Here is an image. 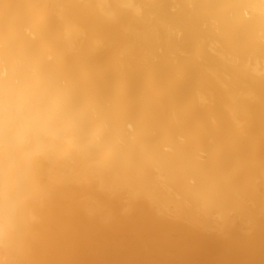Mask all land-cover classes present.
Here are the masks:
<instances>
[{"label": "bare ground", "instance_id": "1", "mask_svg": "<svg viewBox=\"0 0 264 264\" xmlns=\"http://www.w3.org/2000/svg\"><path fill=\"white\" fill-rule=\"evenodd\" d=\"M0 264H264V0H0Z\"/></svg>", "mask_w": 264, "mask_h": 264}]
</instances>
